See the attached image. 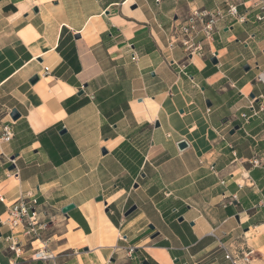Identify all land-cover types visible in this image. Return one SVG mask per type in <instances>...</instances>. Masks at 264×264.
I'll use <instances>...</instances> for the list:
<instances>
[{"label": "crops", "instance_id": "crops-1", "mask_svg": "<svg viewBox=\"0 0 264 264\" xmlns=\"http://www.w3.org/2000/svg\"><path fill=\"white\" fill-rule=\"evenodd\" d=\"M196 7L225 6L0 0V214L33 194L46 224L20 255L0 225V264H264V23L226 19L186 59L168 32ZM43 239L56 257L31 260Z\"/></svg>", "mask_w": 264, "mask_h": 264}, {"label": "built area", "instance_id": "built-area-1", "mask_svg": "<svg viewBox=\"0 0 264 264\" xmlns=\"http://www.w3.org/2000/svg\"><path fill=\"white\" fill-rule=\"evenodd\" d=\"M158 1V0H157ZM224 8H194L186 15L177 16L176 21L171 23L168 32V45L170 47L180 46L185 52L186 59L192 55L204 56L210 51L207 45L212 42L214 36L221 30L220 23L224 20L245 22L252 13L253 21L264 23V0H223ZM243 7L240 11L239 7ZM135 59V55L132 54ZM257 66V65H256ZM48 68L44 67V71ZM257 80L264 83V73L257 76ZM13 137V130L9 123L0 124V149ZM1 154L3 152L1 151ZM13 162V159H9ZM251 165L264 164V152L260 157L250 160ZM3 202V198L0 197ZM38 201L33 194L21 195L11 203L5 204V210L0 214V225L6 226L10 234L5 237L8 242V249L15 255L22 253V245L16 240L17 234H22L27 238V242L40 238L41 231L45 229V222L38 217ZM121 238V237H120ZM31 243V242H30ZM223 246V245H222ZM224 247V246H223ZM225 248V247H224ZM133 248L128 249L131 254ZM253 251L248 249L245 254L232 255L226 253L225 258L231 264L247 262L249 255ZM55 254L49 249L47 239H43L41 245L30 250L31 260L52 261ZM59 264V263H56Z\"/></svg>", "mask_w": 264, "mask_h": 264}, {"label": "water", "instance_id": "water-1", "mask_svg": "<svg viewBox=\"0 0 264 264\" xmlns=\"http://www.w3.org/2000/svg\"><path fill=\"white\" fill-rule=\"evenodd\" d=\"M210 60H211L212 63H216V59H215L214 57L211 58ZM244 69L247 70V69H248V65H245V66H244ZM37 79H38V77H37L36 75H34V76H32V77L30 78L29 81H30L31 83H34ZM10 115H11V117H12L13 119H16V118L19 116V113L16 111V109H13V110H11ZM237 127H238V126H235V128H237ZM185 146H186V143H185L184 141H181V142L179 143V147L182 148V147H185ZM103 152L105 153L104 150H103ZM13 167H14V165H11V166H10V169L13 168ZM97 200H102V197L99 196V197L97 198ZM73 207H74V205L71 203V204H68V205H65L64 207H62L61 211H62L63 213L66 214V213H67L69 210H71ZM134 209H135V206H134V205L131 206V207L125 212V215H128L129 213H131ZM150 227L153 228L152 225H150ZM154 236H155V235H154ZM142 264H148V263L144 260Z\"/></svg>", "mask_w": 264, "mask_h": 264}]
</instances>
